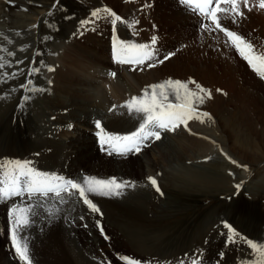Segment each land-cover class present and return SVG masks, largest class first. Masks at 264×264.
Returning a JSON list of instances; mask_svg holds the SVG:
<instances>
[{
  "label": "rangeland",
  "instance_id": "rangeland-1",
  "mask_svg": "<svg viewBox=\"0 0 264 264\" xmlns=\"http://www.w3.org/2000/svg\"><path fill=\"white\" fill-rule=\"evenodd\" d=\"M131 1L134 0H12L11 3H9V0H0V46L8 47L10 50L16 52V57H9L8 59H21L24 61L21 65L13 63L10 69L6 68L4 71L22 72L25 69L28 71L31 67H38L40 69L38 75L35 76H27L26 73V75H17L15 79L9 78L6 82H0V91L2 89L0 92V162L4 160H29L32 161L34 167L41 171L64 174L68 178L79 179L84 175L102 179L115 177L119 181H128L138 187L145 188L147 186L149 189L146 187L147 189L145 188V190L147 192L144 193L150 197L148 200H150V206H152L150 207L151 209L149 208L147 225H152L151 229H155L152 233L150 232L149 244H147V250H149L137 253L134 248L135 243L121 229L117 227L113 228L112 226L106 227L105 222L103 229L105 228L104 232L108 230V234L106 232L105 234L109 239L104 240L96 224V221L100 220L97 215H92V219L89 218L87 223L80 222V224L76 225L75 222L77 220L70 224L65 223L63 225V231L55 230L53 232L39 228L40 231L37 227H30L32 230L29 229L31 231L29 233H31L34 239V242H32L33 239L29 240L32 264H88L87 261V263L84 261L86 258H89L91 261L90 264H99L95 256L99 254L105 257L108 264H124L119 259L120 256H128L139 260L141 264L143 262H147L145 264H168L169 259L175 257V260L172 258L174 260L172 264H177L179 260L185 259L186 253L189 255L199 253L198 258L202 261V264H230V261L232 262L238 254H242L240 251H243L242 246L247 239H251L256 243H264V84H262L264 81H259L257 79L259 77H255V75H258L253 69L245 63L231 46L225 45V37H222V33L218 31L216 33L217 35L212 34L207 41H201L202 48L191 54L195 55L198 52V61L208 62V67H213L214 64H218L220 67L229 65L234 72H237L238 77L241 75L239 73L241 72V67L253 73L252 75H254L253 77L256 78L258 84H253L251 81L240 76L237 79L236 90L240 94L242 92L248 93L251 98L253 96H259L258 105L252 104L249 100L243 101L238 98L227 99L228 96L224 95L226 105L225 110H223V115L212 111V119L209 121L200 123L198 120H192L189 121L187 129L181 126L174 132H162V138L160 140L146 142V145L153 146L149 149L141 150L143 158L140 155L130 157L131 153L126 156L123 155V157H106L103 155L105 154L103 151L101 153L98 152V150L100 151V146L98 145L99 141L96 136V139H85L82 140L83 142L75 143L76 148L74 149L72 147L69 155L65 156L63 158L64 160H60L61 167L60 165L54 167L57 170L46 167L47 163L45 161L53 153V149H49L45 144L49 136L48 134H52L55 128H69V126L80 124L81 121L77 119V113H73L71 109H55L52 111V114H47V117L43 121L36 116L34 118L32 107H34L35 102L39 99L35 96V92L24 91V89L20 90L21 94L17 96L16 93H18L19 86L22 83H26L28 79H31L35 87L43 88L46 92L48 91V98H51L54 96L52 89L58 84V81H56L57 71H55V67H58L57 69H64L67 65L68 68L71 66L69 69H82L85 66L82 65V61L84 56H87L93 65L86 64L82 73L83 77H81L80 73L76 74V76L85 80L88 78V75H85V73L90 72L97 79H88L91 82L93 81V85L90 87H84L83 85L73 87L79 91L80 95L88 94L95 102H103L105 107H109V104L103 98H106L104 96L106 92L109 93L108 85L110 84L109 86L112 85L115 87L117 82L121 88L124 87L123 90L129 97L137 96V90H133L132 87L138 86V88H144L146 85L149 86L151 83L148 82L150 78L145 79L146 82L139 78L135 79L136 84H127L122 78L123 76L121 75L119 77L117 74L122 72L116 66L117 63L114 68H109L113 67V62H111L113 65H109V67L103 64V61L108 62L109 56H112V50L110 54L109 50L110 48L112 49L111 42L113 41L114 34L116 37L119 36L118 38L121 40L126 41L127 39V41H130L132 39V37H129L130 34L127 30L126 20L124 21L122 16L125 7ZM250 1L255 2V0ZM186 6L189 7L188 5ZM150 7L149 4L147 8ZM189 8L192 10L191 7ZM105 10H110L122 18V21L117 22L115 25V32L111 22L112 17L108 16ZM242 10L245 12V16L241 19L243 22L241 24H247L250 28H257L260 25L259 30L264 27L263 10L253 9L251 12ZM94 11L100 13L98 18L91 16V13ZM85 20L94 22L82 27L81 21ZM225 23L228 24V20L225 19ZM232 26L237 28L239 25L233 23ZM240 28H242L241 31L244 34V28L246 26L242 25ZM202 29L201 27L194 30L193 35L200 34ZM183 31L184 29L179 27L177 35L180 36ZM81 32L83 33L82 35L80 34ZM244 36L247 39V35L244 34ZM247 37L249 38V35ZM8 40H11L12 43L9 44L7 42ZM131 42L134 41L131 40ZM207 42L208 44L206 46L205 43ZM175 44L172 46L171 44L161 46L164 48L163 50L160 46L155 47L156 50H159L157 52L160 58H163L164 54H169V51L174 53V55L163 64H158L154 68L149 69L145 67L140 70L143 75H149L152 70L156 69L161 73L166 68L170 71L166 76H157V81H152L154 82L152 84L160 83L167 79H176V65L184 58V54L181 55L178 48L181 46L182 48L180 50H185L187 45L183 44V41L179 43L175 42ZM263 47L264 42L260 41L258 48L264 49ZM93 54L96 55L95 60ZM0 55L6 54L0 53ZM68 62L71 65H68ZM49 67L53 68L54 71H48ZM138 71L139 69L135 71L130 69L128 72L134 75ZM113 72L116 73L115 77L111 75ZM177 76L183 79L185 73L180 72ZM191 78L189 77L188 80ZM226 78L228 79V77ZM101 80L102 82L100 83L99 81ZM99 84H101L102 89L99 87ZM24 96H29L30 99L25 102L23 100ZM7 98L8 101H6ZM10 99H14V101L10 102ZM255 101L257 100L255 99ZM63 110V115L61 114L60 116V112ZM200 111L202 112V110ZM50 116L52 119H56V121L51 120ZM82 118L84 119V116ZM34 120L38 122L36 123ZM75 122H78V124H75ZM52 123H54V126ZM45 124L48 125L46 126ZM72 128L70 127V129ZM193 128L201 130L200 132L203 131V134L210 141L207 150L199 143L205 137L200 135L201 133L198 134L195 132ZM37 130H42L44 134L42 136L39 135L40 133ZM106 130L110 133L108 128H105ZM133 130L135 129L129 127L124 131H120L117 135L129 134ZM46 131L47 133H45ZM60 133L58 135L54 134L53 140L57 143L62 142L61 144L65 148L71 145L72 139L70 134L72 133L69 130H62ZM215 133L219 135H215ZM40 137L46 140H42ZM48 140L50 139L48 138ZM39 141L45 145L44 149L39 146L41 145ZM184 142L188 143L189 146L193 145L195 148H198L199 152H195L191 147L186 146ZM183 147L189 151L184 153ZM47 150H51V152H47ZM174 151H178L181 154L182 160L192 162L191 167L187 168V166L180 164L176 161L175 157L173 159L172 153ZM105 152L109 156L108 152ZM144 152L147 156L155 154L159 158V163L146 162L145 166L140 165V159L143 161L146 160L143 154ZM43 153L47 154L45 155ZM167 153H170L169 156H165ZM48 154L49 157H47ZM198 155L199 158L197 157ZM164 157H167V159ZM231 161H235L236 163L234 164ZM213 167H218L226 171L228 175L226 179L228 181L231 180L236 185L239 184L240 188L237 189L235 187L234 191L226 192L220 196L217 195L218 197H212L211 199V197H206L205 195H200L199 198H196L197 196L189 195L188 191L178 187L180 181L191 179V175L195 173L194 171L202 172V174L203 172L209 173ZM62 169H64L63 172ZM148 177H154L157 180L159 188L161 187L164 192L165 199L159 198L161 196V189L160 192H157L155 187L150 184L147 179ZM257 182L260 183L259 186L255 184ZM227 184L226 188L229 189ZM13 202L19 203L18 199L16 201L13 200ZM13 202H0V264H19L10 240L9 232L8 212L13 206ZM75 205L76 207L80 205L78 208L82 210L84 208L82 203L75 202ZM157 206L158 208H156ZM72 210L71 217L74 214H80L78 209L73 208ZM83 211L85 212L83 217H85L87 214L86 208ZM178 217H183L186 221L183 224H187L184 227L186 230L183 237H180V232L175 229L171 233H166V237L157 232V228H164L165 223L162 222L163 220L170 221ZM187 218L189 219L187 220ZM219 219L229 222V225L234 230L231 234L235 235L234 240L236 243L225 240L217 244L218 241L224 239L225 232L220 233V238L218 237V233L213 229L214 221H218ZM195 222H197L196 227ZM72 224H74V229L71 228L68 232V228ZM85 224L87 227H84ZM94 224L95 228L93 227ZM55 225H57V222ZM156 225L160 226L157 227ZM37 230L39 231L37 232ZM38 233H40L39 235L42 234V237L36 235ZM98 234L102 236L107 246L104 245ZM113 234L117 237L116 241H113L114 244L112 242L113 245H111L110 237L112 238ZM94 236L99 241V244L96 243V240H93ZM64 237H68V239L65 240ZM75 237V240L78 241V246L75 249V255L72 256L67 243L69 241L72 243V239ZM175 237L180 238L181 241L175 243ZM112 240H114V237ZM118 243L121 244L122 248H117ZM90 245L93 246L92 249L94 251H92ZM103 251L106 252V256ZM221 253H223L222 257ZM86 256H90L93 260ZM217 256L218 259L216 260ZM247 257H250V255L248 254ZM6 260L8 263H6Z\"/></svg>",
  "mask_w": 264,
  "mask_h": 264
},
{
  "label": "bare ground",
  "instance_id": "bare-ground-1",
  "mask_svg": "<svg viewBox=\"0 0 264 264\" xmlns=\"http://www.w3.org/2000/svg\"><path fill=\"white\" fill-rule=\"evenodd\" d=\"M179 1L178 0H136V1L134 0V1L129 2L128 5L125 7V10L123 11L122 16H123L124 21L126 20L127 30H128V33L130 34L129 37H132L131 40L134 41L135 43H150L151 38L153 36H156L157 37V43L154 47H157V46L161 47V46H164L166 44H171V46H172L173 44H175V42L179 43L182 41H183V44L187 45L185 50L184 49L180 50V48H182L181 46L178 48L179 53L181 55L184 54V58H182V61L177 63V65H176L177 66L176 79H173V80H180L183 82H187L190 80V79L188 80V78L192 77L191 80H195L201 86H203L204 88L209 89L211 91L212 98L211 99L206 98L205 102L199 106V110H202V112H208L211 115L212 111H216L217 113H220L223 115L224 114L223 110H225V105H226V99H225L224 95L228 96L227 99L238 98V99L243 100V101L249 100V101H251L252 104L254 103V104L258 105V97L259 96L258 97L253 96L251 98V96H249L248 93H245V92H242L241 94L237 93L239 91L236 90V84H237V79L240 76L243 78H246L248 81H251V83H253V84H258V82L256 81V78L259 76L255 75L256 78H254L253 77L254 75H252L253 73L249 72L246 68L241 67L242 68V69L240 68L241 72H239V73H241V75H239V77H238L237 72H234L232 67L229 65H227L226 67H220L218 64H214L213 67H208V62L198 61V57H197L198 52L195 55L191 54L193 52L199 51L202 48L203 45L201 44V41H207L212 34L217 35L216 34L217 32L211 33V32H208V31H205L204 29H202L200 32L201 36L199 33H197V34H199L198 36H197V34L193 35L194 30L201 28L200 22H201L202 18L200 16H198L199 15L198 13H197L198 14L197 15L189 7H187L183 3H180ZM258 2H259V0H255V2L250 1V3L253 5V9H259L258 8ZM149 4L151 7L147 8V6ZM242 9H243V7H242ZM244 10L247 11L246 9H244ZM262 16L264 17V15H262ZM241 19L242 18H239L238 22L235 23L236 25H239L237 28L232 26L233 23L230 19H226V20H228V24L225 23V19L222 20V24L224 26L228 27L230 30L237 32L241 36H244V34L247 36L249 35V38H251V40H249V38L246 36L248 41L254 43V45H256L257 49H259L258 48L259 42L260 41L264 42V32H263L264 27L261 28V30H259L260 25L257 28H250L247 24H241V23H243ZM133 21H138V23H135V24H133L132 27H129L128 24L130 22H133ZM242 25L246 26V28H244V34H242V31H241L242 28H240V27H242ZM179 27L184 29V31L182 32V34L180 36L177 35L179 32ZM119 34H121V33H119ZM137 35H138V37H136ZM221 36L224 37L223 34ZM126 41H127V39H126ZM215 41H216V39H215ZM205 44L207 46L208 42ZM212 44H213V42H212ZM108 49H109V46H108ZM163 49L164 48H162V50ZM111 50L112 49L110 48L109 54L111 53ZM157 51L159 52V50H157ZM169 53H172V52L169 51ZM76 54H77V52H76ZM93 55H94V60H95L96 55L95 54H93ZM110 58H112V59H110ZM106 60H107V58H106ZM111 62H113L114 65ZM245 63H247V62L245 61ZM77 64H75V65H77ZM86 64H92V63H90V60L88 59L87 56H84V59L82 61V65H85L84 67H86ZM95 64H96V61H95ZM103 64L107 67H109V65H113V67H109V68H114L116 62H114L113 56L110 55L108 62L103 61ZM68 65H71V63H69ZM116 66H118L119 70L122 71V72L117 73V74L119 75V77L122 75L123 76L122 78L125 80V82L127 84L135 83V79L141 78L142 81H145V79L150 78V81H148V82L149 83L151 82L150 85H152V83L157 81V76L163 77V76L168 75L170 72L167 68L162 71L163 73L158 72L157 71L158 69H156V70L151 69L152 71L150 72V74L148 73L149 75H145V74L143 75L140 72L141 69H139V71L133 75V74H130L128 72L132 68V66L120 65L118 63L116 64ZM84 67L82 69H78V70L76 68L75 69H69L67 67V65L65 66L64 69H57L58 67H55V71H57V73H56V79L57 80L56 81H58V84L57 85L55 84L56 86L52 89L54 96L51 94L53 97L50 96L51 98H48V94H47L48 91L47 92L46 91L35 92V94H36L35 96L39 100H37L35 102L34 107H32L33 112H34V118L36 116L38 119L43 121L44 118L47 117V114H52V111H54L55 109L56 110H58V109H71V111L73 113H77V119H79V121H81L80 124H78L79 121L75 122V124H78V125L71 126V127H73L72 129H70V126H69V128L68 127H65V128L58 127V128H55V130L52 129L53 133L48 134L49 136L47 137V140L42 139L43 137H40L42 140H46L45 144L48 146L49 149H53V153L50 155V157L48 154L47 157H49V158L47 161H45V163H47L46 164L47 168L56 169L54 167H56L57 165H60V163H59L60 160L62 161V159L65 156L69 155L70 149L72 147L74 149L76 148L75 143L80 142V141L85 140V139H96L95 134L98 131V129H96V127H95V121L96 120H100L102 127L104 129L108 128L110 130L111 134H117L120 131H124V130L128 129L129 127H131V129H136L138 127V124H139L138 119L134 115H130L126 108L121 107V105H123L124 102L126 100H128L130 97L124 92V90H123L124 87L121 88L120 85L117 84V82H116V86H115L116 88L113 87L112 85L109 86L110 84L108 85V89H109L108 92L110 94L106 92L104 95L106 98L105 99L103 98V100H105V102H107L109 104V107H105L103 102H95V100H92L89 97L90 95L88 96V94L87 95H80L79 91H77V89L73 88L77 85H80V86L83 85L84 87H86V86L90 87L91 85H93V83H92L93 81L91 82L88 79H91V80L97 79L95 77V75L94 76L91 75L90 72L85 73V75H88V78H86L85 80L83 78H81V77H83L82 73H83ZM92 67H90V68L92 69ZM143 68H145V67H143ZM116 71H117V69H116ZM22 72L24 73V75H26L27 70L25 69ZM180 72L185 73V77L183 79H180L177 76L178 73H180ZM78 73L81 74L80 78H78L76 76V74H78ZM226 77H228V79ZM259 78H257L259 81H264V79H261V78L259 79ZM56 81H55V83H56ZM152 81H154V82H152ZM99 82L101 83L102 80ZM262 84H264V83H262ZM99 87H101V84H99ZM145 87H147V85ZM190 87L194 89V85H190ZM132 88L135 91L137 90L138 93H136V95H140L142 93V90L144 89V88H138V86L137 87L133 86ZM101 89H102V87H101ZM218 89L220 91H217ZM20 90H22V88L19 86L18 93H16L17 96L19 94H21ZM1 91H2V89H1ZM2 96H3V94H2ZM12 97H10V98H12ZM14 99H15V97H14ZM14 99L13 100L10 99V102H13ZM255 99L257 101H255ZM6 101H8V98ZM4 103L6 104V102H4ZM111 108H113V109L111 110ZM210 108H211V110H210ZM57 112H59V111H57ZM63 112H64V110L60 112V116H61V114L63 115ZM23 114H25V113L23 112ZM83 116H84V119L82 118ZM31 117H32V115H31ZM50 119L56 121V119H52L51 116H50ZM37 120L36 121L34 120V122L37 123L38 122ZM82 121H84V123H82ZM206 121H209V120H206ZM90 123H92V124L90 125ZM52 124L54 126V123H52ZM211 124H212V121H211ZM71 125H72V123H71ZM42 128H43V125H42ZM44 128H46V127H44ZM193 129H195V128H193ZM42 130L41 131L37 130L40 133L39 135H41V136L44 134V132H42ZM62 130H69L72 133V134H70L71 139H72L71 145H69L66 148L64 147L63 144H61L62 142L57 143V142H55V140H53L54 136L61 134L60 132ZM200 131L201 130L195 129V132H197L198 134L201 133L200 135H203L205 137V139H203V141L199 142V143H200V145L204 146L205 150H207L209 147L208 144L210 141L207 139L205 134H203V131L202 132H200ZM106 132H108V131L106 130ZM45 133H47V131ZM216 134H218V133H215V135ZM94 135H95V137H94ZM45 136H47V135H45ZM67 136H68V134H67ZM48 138L50 140H48ZM67 138H69V137H67ZM97 139L99 141V138H97ZM174 141H175V139H174ZM218 141L220 142V140H218ZM90 142H92V141H90ZM40 143H41V145H39V146L44 149L45 145L42 144V142H40ZM184 144L186 146H189V144L186 142H184ZM98 145L100 146L99 143H98ZM151 146H153V145L147 144V146L142 148V151L145 149H149ZM105 147L107 148V146H105ZM189 147H191L192 150H195V152H199L198 148H195L193 145H190ZM183 148H184V150H183L184 153L189 151L185 147H183ZM101 151H103V153H105L103 155L106 157H110V156L123 157V155H117L115 152H113L112 155L108 156V155H106L107 153L105 152V150H102L100 147V151L98 150V152L101 153ZM47 152H51V150H47ZM39 153H42V152H39ZM43 154H45V153H43ZM143 154H144L146 160L144 159L145 161H143L142 159H140L141 160L140 165L145 166L146 162L156 163V164L159 163V158L155 154H152L149 156H147L145 154V152ZM169 154L167 153L165 156H169ZM39 155H41V154H39ZM133 155H137V156L140 155L143 158L141 151L139 154L131 153L130 157ZM172 155H173V159L175 157L176 161H178L180 164L187 166V168L191 167L192 162L182 160V156L178 151H174L172 153ZM197 157L199 158V155ZM164 158L167 159V157H164ZM169 158H171V157H169ZM44 159H45V156H44ZM66 159H67V157H66ZM136 159L139 160L138 157H136ZM69 160H70V158H69ZM60 167H61V165H60ZM72 169H73V167H72ZM63 170L64 169H62V172H63ZM59 172H60V170H59ZM191 172H192V170H191ZM194 172L195 173L193 175H191V177H192L191 179L180 181L178 187L181 189H185V191H188L189 195L197 196L196 198H199L200 195H205L206 197L209 196L212 199V197L213 198L218 197L221 194H224L226 192H228V193L232 192V191H234V189L236 187V183H232L231 180L228 181L226 179V176H228V175L226 174V171L222 170L221 168L213 167V168H211V171H209V173L203 172V174H202V172H199V171H194ZM120 181H122V180H120ZM226 184L228 185L229 189L226 188ZM255 184L257 186L260 185L259 182L255 183ZM143 185H144V182H143ZM150 187H152V186H150ZM145 188L144 187H138L137 185H135L134 187L125 188L123 190V195L118 196V197H116V196H113V197L93 196V197H91L93 199V202L97 204V206L99 207V209L103 215L101 216L98 213H92L90 210L87 209V207L85 205H83L87 211V214L83 220H81L80 217L83 216V214H85V212L83 211L84 208H83V210L78 208L80 205L79 206L77 205L78 207H76L75 202L72 200H70L68 203H66L64 205L57 204L56 207L53 209L55 214L52 216H48L47 212L44 209L38 208V209H36L37 214L33 218L34 222H33L31 227H37L38 229L39 228L45 229V231H53V232L55 230L63 231L64 230L63 225L65 223L70 224V223H73V221L75 222L76 220H77L75 222L76 225L80 224V222L87 223L89 218L92 219V217H91L92 215H97V216H99V218H100L99 221L103 227H104V222H105L106 227L112 226L113 228L117 227V228L121 229L124 232V234L127 237H129L135 243L134 248L136 249L135 251L137 253L148 251L149 249L147 250V244H149L150 232L152 233V231H155V229L152 230L151 229L152 225L151 226L147 225V221L149 220V218H148L149 208L152 206H150V200H148L150 197L148 195H146V193H144V192H147L145 190ZM160 189H161V187H160ZM161 192L163 194L159 198L165 199V195H164V192L162 191V189H161ZM17 199H18V202H20L19 201L20 198H15L14 200L16 201ZM12 202H13V200H12ZM54 203H55L54 201H52L51 203L49 202V204H47L46 207H52V205ZM164 203H166V202H164ZM73 208L78 209L80 214H78V215L74 214V216L71 217L72 216L71 212L73 211L72 210ZM156 208H158V206ZM177 212H179V211H177ZM158 213H160V212H158ZM181 215H182V213H181ZM188 219L189 218H187V220ZM222 221L224 222L223 219H219L218 221H214V223H213V229L218 233V237H220L219 235L221 232L225 231L224 232V239L222 241H218L217 244L227 240V236L230 234L228 232V229L224 228ZM56 222H57V225H55ZM152 222H153V220H152ZM162 222L165 223L164 228L163 229H161L162 227L157 228L161 224L158 226L156 225L157 226L156 228H157V232H159L160 234H163V236L166 237V233H168V232L171 233V231L173 229L180 232V237L184 236L185 230H186V228H184V227L187 224H183L186 222L183 217H178L175 220H170V221L169 220L168 221L163 220ZM226 222L229 224L228 221H226ZM166 223H168V224L166 225ZM73 225L74 224H72V226L70 228L67 227L68 232L71 230V228L74 229ZM196 225H197V222H195V227H196ZM52 226H55L56 229H55V227H52ZM161 226H163V225H161ZM93 227L95 228V224ZM29 229L32 230V228H28L26 230V235H27L28 240L33 239L32 238L33 236L31 235V233H29V232H31ZM110 229H112V228H110ZM39 230H37V232ZM107 231L105 230L106 233H107ZM116 231H117V229H116ZM111 232H112V230H111ZM39 234L40 233H38L36 235H39ZM114 234H113L114 240H112L113 237L112 238L110 237L111 245L114 244L113 241H116L117 236ZM98 235H99L101 241L104 243V245L107 246L106 243L103 241L102 236L100 234H98ZM110 235H112V234H110ZM39 237H42V234L39 235ZM240 237H241V235H240ZM260 237H261V235H260ZM35 238H37V237H35ZM93 238H94L93 240H96L95 236ZM175 238H176L175 243L181 241L180 238H177V237H175ZM64 239L67 240L68 237H64ZM75 239H76V237L74 239H72V241H73L72 243L70 241H69L70 243L66 242L68 245V248H69V252L72 256L75 255V249L78 246L77 245L78 241H76ZM32 242H34V239ZM93 242H95V241H93ZM112 242H113V244H112ZM96 243L99 244V241L96 240ZM235 243H236V241H235ZM38 244H40V243H38ZM118 247L122 248L121 244L118 243L117 248ZM90 248L92 249L93 246L90 245ZM123 249H124V247H123ZM242 249H243V251H240L242 254H240V255L238 254L237 256L235 255L236 258L233 259L232 262L230 261V264H242L243 259L251 257V252H250V250L246 244V241L244 242ZM6 250L9 251L8 249H6ZM92 251H94V250L92 249ZM204 251H206V250H204ZM76 252H77V250H76ZM103 252H104V255L106 256V252L105 251H103ZM217 254H219V253H217ZM248 254L250 255V257H247ZM95 256H96L97 262L99 264H108V262L105 260V257L103 255L99 254V255H95ZM86 257H90V256H86ZM172 258H174V260H175V257H171L169 259V262L174 261ZM217 259H218V256H217L216 260ZM91 260H93V259L91 258ZM84 261L85 262L87 261L88 264H90V262H91L89 260V258L88 259L86 258V260L84 259ZM6 263H8V261ZM145 263H147V262H143V264H145ZM212 264H214V263H212Z\"/></svg>",
  "mask_w": 264,
  "mask_h": 264
},
{
  "label": "snow or ice",
  "instance_id": "snow-or-ice-1",
  "mask_svg": "<svg viewBox=\"0 0 264 264\" xmlns=\"http://www.w3.org/2000/svg\"><path fill=\"white\" fill-rule=\"evenodd\" d=\"M11 2L12 0H9V3ZM180 2L191 7L194 13L199 14L202 18L201 27L205 31L222 33L225 37V45L231 46L247 62L248 66L261 79H264V49H257L252 42L222 24L224 19H230L232 23H237L239 18H243L245 12L242 7L251 12L253 5L250 0H180ZM258 8L264 10V0H259ZM105 12L112 17L111 22L115 32V25L117 22H121L122 18L110 10H105ZM99 15L98 11L91 13L93 18H98ZM93 22L81 21V26ZM135 23L138 21L130 22L128 26L132 27ZM7 42L12 43L11 40ZM156 43V36L151 38L150 43H135L121 40L114 34L113 60L120 65L132 66L131 70L133 71L143 69V67L154 68L174 55V53H169L160 58L154 47ZM0 53L6 54L0 55V82H6L9 78L15 79L17 75L24 74L21 71H4L6 68L10 69L13 63L16 65L24 63L21 59H8L16 57L15 51L0 46ZM39 71L38 67H31L27 71V76L38 75ZM48 71H54V69L49 67ZM111 75L115 77L116 73L113 72ZM49 83L51 82L49 81ZM190 85H194V89ZM20 87L28 92L45 91L43 88L35 87L31 79L22 83ZM206 98H212L211 91L191 79L187 82L167 79L149 85L142 90L140 95L130 97L121 105L128 110L130 115H134L138 119L139 124L134 131L125 135L111 134L105 131L100 120L95 121V127L98 129L96 136L99 138L100 147L109 155H112L113 152L124 156L129 153L138 154L143 147L147 146L146 142L160 140L162 132H174L181 126L187 129L189 121L192 120H198L200 123L211 120L210 113L199 110V106L205 102ZM29 99V96L23 97L25 102ZM229 159L231 158L229 157ZM231 162L236 163L235 161ZM147 179L156 191L160 192L157 180L154 177ZM134 186L128 181H119L115 177L102 179L84 175L80 179L68 178L61 174L41 171L34 167L32 161L29 160L0 162V202L20 198V202L14 203L8 212L10 240L19 264H32L30 242L26 230L34 222L33 218L37 214L36 209H44L48 216H52L55 214L53 209L57 204L64 205L72 200L82 203L92 213L102 216L99 207L91 197H118L123 195L125 188ZM236 188L239 189L240 185H236ZM50 201L55 203L52 207H46ZM80 219L83 220L84 217L81 216ZM96 224L103 238L109 239L99 220L96 221ZM223 226L230 233L227 237L228 242L235 243L234 235L231 234L234 230L226 221L223 222ZM84 227L87 225L85 224ZM246 244L251 252V257L243 259L242 264H264V243H256L247 239ZM222 256L223 253H221ZM198 257L199 253L192 255L186 253L185 259L179 260L177 264H202ZM119 259L124 264H141V261L128 256H120ZM168 264H172V262H168Z\"/></svg>",
  "mask_w": 264,
  "mask_h": 264
}]
</instances>
